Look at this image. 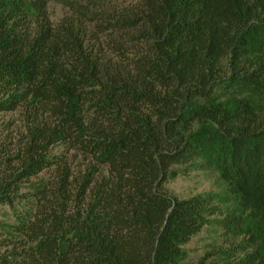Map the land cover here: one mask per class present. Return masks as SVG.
Listing matches in <instances>:
<instances>
[{"label":"trees","instance_id":"obj_1","mask_svg":"<svg viewBox=\"0 0 264 264\" xmlns=\"http://www.w3.org/2000/svg\"><path fill=\"white\" fill-rule=\"evenodd\" d=\"M49 2L0 0V264H264V0Z\"/></svg>","mask_w":264,"mask_h":264},{"label":"rangeland","instance_id":"obj_2","mask_svg":"<svg viewBox=\"0 0 264 264\" xmlns=\"http://www.w3.org/2000/svg\"><path fill=\"white\" fill-rule=\"evenodd\" d=\"M62 1H70L75 7H83L84 11L101 14L116 12L121 8H133L139 2V0H50L46 10L47 16L53 24H58L64 18L73 15L70 6L62 4ZM7 125H10V127H7ZM16 126L17 121L14 114H0V142L6 139V136L13 138ZM223 187L224 185L221 184L215 174L198 172L170 181L165 189L169 195L177 199H185L199 193L217 192ZM12 221V212L7 207L0 206V223H12ZM214 243V233L210 229L202 230L185 246L186 261L195 263L202 259L208 254Z\"/></svg>","mask_w":264,"mask_h":264}]
</instances>
